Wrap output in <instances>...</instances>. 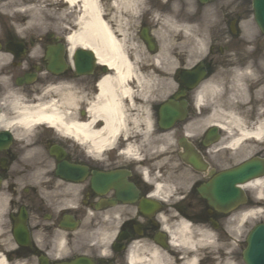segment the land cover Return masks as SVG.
Masks as SVG:
<instances>
[{
    "label": "flooded vegetation",
    "instance_id": "1",
    "mask_svg": "<svg viewBox=\"0 0 264 264\" xmlns=\"http://www.w3.org/2000/svg\"><path fill=\"white\" fill-rule=\"evenodd\" d=\"M196 1L198 15L211 20L200 26L206 44L196 58L205 76L192 88L186 73L195 45L182 37L170 43L166 29L167 19L182 22L189 0H145L142 12L123 0H98L133 66L102 92L114 68L91 45L68 51L77 6L56 0L52 30L39 33L18 29L23 16L0 0L4 264H186L192 257L227 264L241 257L245 234L235 236L227 222L242 214L264 220V183H238L235 196L214 181L253 159L264 165V34L253 0ZM249 66L251 77L233 74ZM210 83L221 93L204 92ZM65 97L69 132L20 116ZM110 98L120 103L118 118L95 109ZM173 112L183 117L165 126ZM182 224L192 247L182 241Z\"/></svg>",
    "mask_w": 264,
    "mask_h": 264
},
{
    "label": "bare ground",
    "instance_id": "2",
    "mask_svg": "<svg viewBox=\"0 0 264 264\" xmlns=\"http://www.w3.org/2000/svg\"><path fill=\"white\" fill-rule=\"evenodd\" d=\"M70 4H79L80 5V13L76 17V21L79 25V30L73 35L69 36L71 50L76 46H93L97 54L99 55L101 61L108 63L110 66L114 68L116 71L114 78H105L102 80L100 85L104 88L102 92H109V87L114 86L111 80H115L118 82L117 84L122 83L126 77L131 75V71L133 69L132 64L125 58L124 56V47L121 41H118L112 31L110 30L107 23L101 17V8L98 4L97 0H65ZM127 1V0H123ZM43 0H33L32 5L23 8L21 11L16 10L17 13L23 16L24 23L23 26L25 28L21 30L28 31H36V32H44L46 29L42 27L40 21L45 18V10L43 6ZM13 5L15 3L14 0H11ZM81 3V4H80ZM132 3V1L130 2ZM119 5V4H118ZM7 6V3H6ZM10 6V4H8ZM47 15V14H46ZM48 29H51V26H47ZM190 28L189 25L184 26L185 30ZM40 33V32H39ZM251 69V66L246 67L244 69H240L237 73L239 76H252L253 72L248 71ZM116 77L118 78L116 80ZM60 90V88H57ZM208 91L212 94L221 93L220 87L210 84H207L203 90ZM120 103L115 99H108L103 102L101 105H98L95 109L102 112V116L107 118H118L120 115ZM69 100L68 97H65L58 101L57 103L51 102L50 104L44 103L43 105H38L34 108H23L21 117L23 119L36 118V119H46L49 120L51 124H54L61 131L69 132L70 126V117L69 114ZM111 118V119H112ZM229 118V117H228ZM232 123H238L236 117L231 118ZM107 123H111L110 121ZM82 132H85L84 126L82 127ZM262 133V129L257 131V135ZM246 133L243 132L240 136H245ZM264 180L257 179L256 181L251 182L253 186H261L263 185ZM237 218V219H235ZM234 223H230V222ZM228 225L231 230L238 231L241 230L246 222V215H241L239 217H234ZM177 229H180V233L183 234L182 241L187 243L189 247L194 245V242L191 240L190 234L187 233V226H178ZM177 235V233H173ZM179 234V233H178ZM0 264H3L1 261ZM186 264H197L196 257H192V259L188 260Z\"/></svg>",
    "mask_w": 264,
    "mask_h": 264
},
{
    "label": "water",
    "instance_id": "3",
    "mask_svg": "<svg viewBox=\"0 0 264 264\" xmlns=\"http://www.w3.org/2000/svg\"><path fill=\"white\" fill-rule=\"evenodd\" d=\"M258 14L264 20V4L263 0L257 4ZM251 169V170H250ZM260 166L255 163L251 165H243L234 172H231L227 179L248 178L253 175ZM251 173V174H250ZM244 258L247 264H264V224L256 226L251 232L248 239V248L244 253Z\"/></svg>",
    "mask_w": 264,
    "mask_h": 264
},
{
    "label": "rangeland",
    "instance_id": "4",
    "mask_svg": "<svg viewBox=\"0 0 264 264\" xmlns=\"http://www.w3.org/2000/svg\"><path fill=\"white\" fill-rule=\"evenodd\" d=\"M140 1H142V0H140ZM46 2H49V3H51V5H53V2H54V0H44V2H43V6H44V10H45V12H47V13H45V19H44V24H51V20L53 19V16L55 15V5H53V6H48L47 5V3ZM192 5H194L193 3H192ZM189 10L191 11V12H188L187 13V15L189 14H191V15H193L194 13H192V11H193V7L191 6V5H189ZM47 14V15H46ZM190 15V16H191ZM193 18H194V21H195V19L196 20H198L199 21V18H198V16H194L193 15ZM173 27L172 28H174L175 27V25H172ZM174 30V29H173Z\"/></svg>",
    "mask_w": 264,
    "mask_h": 264
}]
</instances>
